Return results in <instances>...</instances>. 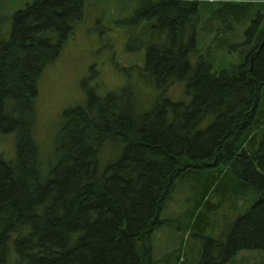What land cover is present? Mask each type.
<instances>
[{
    "label": "trees",
    "instance_id": "obj_1",
    "mask_svg": "<svg viewBox=\"0 0 264 264\" xmlns=\"http://www.w3.org/2000/svg\"><path fill=\"white\" fill-rule=\"evenodd\" d=\"M13 1L0 0V131L15 135V157L0 155V264H183V246L153 251L175 218L182 241L201 240L196 264L264 251V0H127L130 14L109 25L125 26L126 49L146 47L137 67L158 99L144 110L140 89L101 95L83 83L86 100L64 110L52 147L36 139L38 81L102 0H27L5 13ZM230 17L253 22L249 46L222 37ZM203 30L217 31L205 52ZM142 32L150 38L130 45ZM236 45L243 58L228 61L222 49ZM177 82L188 102L166 95ZM179 192L191 205L183 222L163 217Z\"/></svg>",
    "mask_w": 264,
    "mask_h": 264
},
{
    "label": "rangeland",
    "instance_id": "obj_2",
    "mask_svg": "<svg viewBox=\"0 0 264 264\" xmlns=\"http://www.w3.org/2000/svg\"><path fill=\"white\" fill-rule=\"evenodd\" d=\"M26 4L27 0L10 2L5 13L13 14L17 9L24 8ZM133 5L135 4H130L127 0H102L87 4L84 17L74 25L73 37L65 43L60 56L45 67L38 81L39 94L36 98V139L42 145L50 144L52 147L64 110L85 102L87 94L83 83L87 88L96 89L101 95L125 87L140 89L146 102L142 103L144 110L149 109L158 99L161 89L154 82L148 81L146 77L142 76L137 67L143 66L145 63L146 47L142 46L137 51L126 49L125 44L128 41V36L122 35L125 26L120 25L119 28H112L109 25V20L112 17L123 18L130 14ZM214 7L219 11L222 6L220 4ZM222 12L223 15L226 14L223 10ZM222 20L217 21L221 27H223ZM229 23L223 27V30L233 34L222 35V37H227V40L231 38V44L244 43L249 46L248 42L251 37L245 31L253 22L242 23L230 17ZM10 26L11 21H8L7 29ZM216 33L217 31H202V44L199 45V48H202L203 52L206 51L210 40ZM4 37L8 38L9 34ZM5 38L0 35V39ZM148 38H150L149 33L142 32L137 35L138 41L132 40L129 43L137 47L138 43ZM237 46H226L222 49V54L228 61L242 60L241 46ZM197 59L196 55L192 57L193 61ZM166 95L175 101L188 102L190 99L184 82H177L170 86ZM209 123L208 118L204 119L202 127ZM110 153L111 148H106L102 164L106 162ZM0 155L7 160H12L15 157V135L13 133L0 131ZM186 198L185 194L179 192L176 200L171 202L163 217L171 218L177 216L183 209L190 208L191 205L186 202ZM182 213L183 211L179 215ZM178 218H180L179 221H184V217L179 216ZM234 218L235 215L229 213L227 217L216 219V223L219 224L218 231L214 235L219 236L225 232ZM174 223H176V218L175 221L172 220L164 224L162 229L154 234L152 240L154 256L159 259L166 249L169 253L171 250L183 246L184 257L181 255L180 260L185 258L188 261H184L183 264H196V251L201 247V240L187 231L189 234L186 233V240L182 241L184 232L179 229V224L174 225ZM229 264H264V251H242L236 257V262L234 259Z\"/></svg>",
    "mask_w": 264,
    "mask_h": 264
},
{
    "label": "bare ground",
    "instance_id": "obj_3",
    "mask_svg": "<svg viewBox=\"0 0 264 264\" xmlns=\"http://www.w3.org/2000/svg\"><path fill=\"white\" fill-rule=\"evenodd\" d=\"M231 70V69H230ZM230 184V183H229ZM234 186V185H233ZM230 197V196H229Z\"/></svg>",
    "mask_w": 264,
    "mask_h": 264
}]
</instances>
